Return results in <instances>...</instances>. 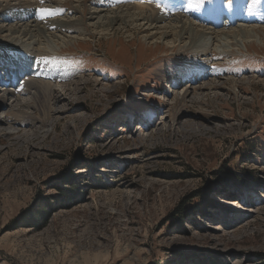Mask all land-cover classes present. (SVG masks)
Returning <instances> with one entry per match:
<instances>
[{
    "label": "rangeland",
    "instance_id": "rangeland-1",
    "mask_svg": "<svg viewBox=\"0 0 264 264\" xmlns=\"http://www.w3.org/2000/svg\"><path fill=\"white\" fill-rule=\"evenodd\" d=\"M119 7L256 35L102 30ZM0 29V264H264V0H0Z\"/></svg>",
    "mask_w": 264,
    "mask_h": 264
},
{
    "label": "bare ground",
    "instance_id": "bare-ground-1",
    "mask_svg": "<svg viewBox=\"0 0 264 264\" xmlns=\"http://www.w3.org/2000/svg\"><path fill=\"white\" fill-rule=\"evenodd\" d=\"M149 1V0H148ZM77 2V1H76ZM138 2H142V1H138ZM138 2H136V4H139ZM144 3V2H143ZM146 4V3H145ZM144 4V5H145ZM165 4V3H164ZM141 5V3L139 4ZM119 6V5H118ZM147 7V6H145ZM20 8V7H19ZM23 8V7H22ZM96 8V7H95ZM94 8V9H95ZM165 8V7H163ZM174 8V7H173ZM26 9V8H25ZM100 9V8H99ZM31 10V9H30ZM170 9H165V11H169ZM174 10V9H173ZM33 11V10H32ZM96 11V9H95ZM106 11V10H105ZM99 12V10H98ZM97 12V13H98ZM174 12V11H173ZM178 12V11H177ZM100 13V12H99ZM167 13V12H166ZM3 14V13H2ZM32 13H29V11L23 10L21 11V14L19 17L24 18L25 20H29V18H32L31 16ZM91 14V13H90ZM4 16L6 17H10V20H15L17 19L16 15L11 14V13H7ZM95 16V15H94ZM183 16V15H182ZM68 17V16H67ZM168 22L166 24H162V25H156L157 23H159L161 20H159V18H154L153 16H151V10L148 9H142L140 10H131L130 7H119V8H110L107 10V12H104L103 14L101 13V15H99L97 17V24L100 26H107V28L105 27L102 30H107V31H111L113 30V32H128L131 30H144V31H151V30H155L152 31L150 34L152 33H159L161 34V37H159L161 40H159V38H157L156 40L159 41H164V38H167V35H169V32L171 34H176L178 37H181L184 34H187V38L189 39V43L191 45H208V46H212L213 45V41H215V37L218 36H222L221 38H223V41L227 43V39L229 37V39H231L232 41L235 40V43H238L237 37H240L242 39L244 36L247 37H252L256 34H254V30L253 28L249 29L247 28V26L245 25H241L240 23H237L236 25V31H238V34H231L228 31L225 33V28L223 29L222 27L219 28L218 30H215L214 28L212 30H208V28H206L204 25V27H199L198 25H195L196 23L193 24V22L191 20H187L184 17L179 16L178 14H168ZM94 18V17H93ZM166 18V17H165ZM9 21V20H8ZM236 21L235 18H230L228 21H223V22H219L221 24L225 23H229L230 25L233 24V22ZM5 22V21H4ZM20 22V21H19ZM22 22V20H21ZM24 22V21H23ZM22 22V23H23ZM26 22V21H25ZM32 23H30L29 21L26 22L25 27L21 30L22 32H29L31 30H35L36 27V22L34 20L31 21ZM162 22V21H161ZM164 22V21H163ZM195 22V21H194ZM12 23V22H11ZM14 23V22H13ZM16 23V22H15ZM18 23V22H17ZM154 23V24H153ZM218 23V22H217ZM224 25H227L225 24ZM21 23H19L18 25H20ZM96 24V23H94ZM96 24V25H97ZM10 25V24H9ZM22 25V24H21ZM20 25V26H21ZM219 25V24H218ZM12 26V25H11ZM13 29L15 30L17 28L16 25ZM4 27V26H3ZM19 27V26H18ZM98 27V26H97ZM156 27V28H155ZM214 27V25H213ZM226 27V26H225ZM8 27H6L7 29ZM22 28V27H21ZM155 28V29H154ZM211 28V27H209ZM5 29V28H4ZM10 29V28H8ZM12 29V30H13ZM162 29V30H160ZM2 30V29H0ZM19 30V29H18ZM92 30V29H91ZM221 30V31H220ZM253 30V31H252ZM16 31V30H15ZM37 31V30H36ZM40 31V30H39ZM200 31V32H198ZM217 31V32H215ZM9 32V31H8ZM136 32V31H135ZM76 33V32H75ZM140 33V32H139ZM145 33H149V32H145ZM11 34V33H10ZM17 34V33H16ZM33 34V33H32ZM48 34V33H47ZM150 34L145 37L144 39H149ZM15 35V34H14ZM136 35V34H135ZM158 35V34H157ZM24 36V35H23ZM154 36V35H153ZM152 36V38H153ZM170 36V35H169ZM30 37V36H29ZM255 37V36H254ZM21 38V37H20ZM39 38V37H38ZM151 38V39H152ZM156 38V37H155ZM214 38V39H213ZM239 38V39H240ZM253 38V37H252ZM180 39V38H179ZM248 39V38H247ZM24 40V39H23ZM217 40V39H216ZM38 41V40H37ZM148 42V41H146ZM230 42V40L228 41ZM260 42V41H259ZM212 43V45H211ZM32 44V43H31ZM163 44H165V46H170V47H175V45L178 44V41L176 42L175 39H167L165 40V43L163 42ZM216 44V43H215ZM213 48V47H212ZM30 52V51H29ZM206 54V53H203ZM210 58V57H209ZM25 61L24 59L21 60V62ZM3 64V63H2ZM178 64V63H177ZM11 67V66H10ZM9 69V68H8ZM23 69V68H22ZM10 71V70H9ZM176 75V73H175ZM197 75V74H196ZM178 76V75H177ZM198 78V76H193V78L190 80L193 82V79L196 80ZM214 84V83H213ZM191 89V88H190ZM188 91V90H187ZM139 129L143 130L142 126L139 125ZM9 131H7V129L5 130L6 133H10L12 130L8 129ZM123 131V130H122ZM235 204V203H233Z\"/></svg>",
    "mask_w": 264,
    "mask_h": 264
},
{
    "label": "snow or ice",
    "instance_id": "snow-or-ice-1",
    "mask_svg": "<svg viewBox=\"0 0 264 264\" xmlns=\"http://www.w3.org/2000/svg\"><path fill=\"white\" fill-rule=\"evenodd\" d=\"M204 3L205 0H188V8L192 10H198L200 7L203 6ZM39 12L41 13L48 12V14L51 15L49 10L47 9H40ZM41 18H43V16Z\"/></svg>",
    "mask_w": 264,
    "mask_h": 264
},
{
    "label": "trees",
    "instance_id": "trees-1",
    "mask_svg": "<svg viewBox=\"0 0 264 264\" xmlns=\"http://www.w3.org/2000/svg\"><path fill=\"white\" fill-rule=\"evenodd\" d=\"M179 221H181V219H179Z\"/></svg>",
    "mask_w": 264,
    "mask_h": 264
}]
</instances>
